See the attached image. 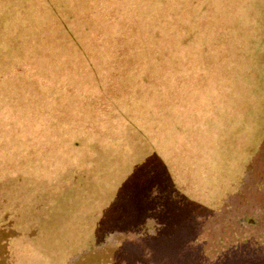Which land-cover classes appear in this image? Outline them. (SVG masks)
I'll list each match as a JSON object with an SVG mask.
<instances>
[{"label": "trees", "instance_id": "1", "mask_svg": "<svg viewBox=\"0 0 264 264\" xmlns=\"http://www.w3.org/2000/svg\"><path fill=\"white\" fill-rule=\"evenodd\" d=\"M186 1L0 0V237L10 264H24L13 242L44 236L31 203L41 208L54 187L83 192L90 205V238L63 264L110 235L143 234L155 217L166 222L162 238L147 244L166 260L180 248L164 243H176L170 225L186 223L187 243L213 214L212 191L234 169L229 140L240 141L243 86H255L262 0L251 9L249 0H193L191 8L213 7L201 13H187ZM213 27L233 35L229 46ZM166 95L168 114L158 118L154 100ZM242 191L264 224V142L235 183L233 193ZM25 198L23 217L16 203ZM99 214L110 223L97 227ZM251 253L223 264H264V252Z\"/></svg>", "mask_w": 264, "mask_h": 264}, {"label": "rangeland", "instance_id": "2", "mask_svg": "<svg viewBox=\"0 0 264 264\" xmlns=\"http://www.w3.org/2000/svg\"><path fill=\"white\" fill-rule=\"evenodd\" d=\"M194 3L198 4L199 1H186L187 13ZM215 3L216 1L214 0L213 5ZM252 4H255V2L251 3V0H249L243 4V8L251 9ZM205 7L208 12H210L209 8H213L202 2L191 9H198V12L201 13ZM255 10L256 13L253 17L259 28V42H257V46L254 49V58L252 60L254 65L250 62L255 76L252 84L255 86L252 88L250 83L247 86H243V96L239 101L240 115L242 117L238 122L240 125L238 129L240 141L238 145H234L233 140H229L231 148L228 151L229 162L234 164V169H231V174L212 191L210 205L212 204V208L215 211H208V214L213 212L210 215L211 217L206 215L198 219L197 233L191 236L192 239H187V243H184L185 241L182 243V237L185 240V235H187L186 223L180 222L181 219L178 218L175 225L169 224L172 226V228L170 227L171 230H169L175 235H171V239L177 240L176 243L171 242L170 244L168 241L170 238H164V243L169 250L171 245H174V249L180 248L176 255L169 256V252L168 256L166 255V260L160 259L161 256L159 254L161 252L157 249V246H152L150 243L147 244V241L151 238L156 242H159L162 238L161 230L165 221L163 220L160 223L155 217L154 222L157 221V223L151 224L152 228L149 227L150 229H146L143 234L110 235L102 240L101 243L83 253V255L73 259L70 264H223L227 255L232 258L233 255L241 254L244 258H248L247 255L250 252L256 258L262 259V252H264L262 250V247H264L262 245V231L264 230L262 228L264 227L262 212L259 211V207L252 205L254 203V201H251L252 198L248 200L249 198L244 196L246 191H242L240 194L233 193L235 183L249 164L255 160L259 153L261 142H264V0ZM221 18L223 19V17ZM216 22L217 19L214 24ZM218 29L219 27H213L212 33L218 39L223 37H225V40L228 39L226 42L227 46H229L231 44L229 40L233 35L228 33L222 36ZM219 40L220 43L223 41V39ZM226 48H228L227 50L236 51L235 47ZM152 86V89L154 88L157 91L155 84H152ZM171 102L169 95L164 98H155L154 104L159 109L158 113H156L158 118H162L163 112L164 115L168 114L169 109L166 105ZM227 127L231 128L226 125L225 129ZM228 131L229 135H231L232 129ZM215 142L219 143L217 140ZM216 148L219 150L223 149L219 144ZM236 148H240V155V150L237 151ZM222 165L226 166V162ZM259 196H262V193ZM47 197L45 200L47 202L41 208H36V205L33 202L31 203L35 211H33L34 217H31L36 221L38 220V223H36L43 229L41 233L44 236L37 242H29L28 238H24L21 241L16 240L12 244L14 258L24 264H63L64 257L68 252L72 253L73 250L83 245L88 240L87 234L90 238V231H86L90 222H87L86 215L82 212L87 211L90 206L89 202L86 201L89 200L88 195L83 196V192L75 194L74 191L72 192L68 188L63 191L54 187V190L49 192ZM29 202L30 198H25L16 203L23 217L31 213L28 207L30 206ZM38 202L40 201L38 200ZM104 211L105 207H101L100 212L103 213ZM156 215L158 216V214ZM40 216L45 220H42ZM98 221L97 227L106 226V224L110 223L107 214L105 216L104 214H99ZM27 222L26 226H28ZM25 229H28V227ZM177 230L179 231L177 232ZM18 232L8 230L5 235L7 237L15 236ZM147 233L151 235L150 238L146 237ZM4 239L7 238L0 237V264H10L7 260L8 253L4 248L5 246L2 245V240ZM162 248L165 249V247Z\"/></svg>", "mask_w": 264, "mask_h": 264}]
</instances>
